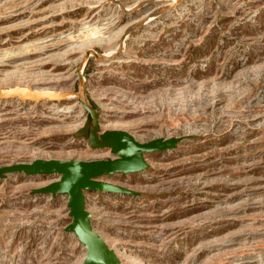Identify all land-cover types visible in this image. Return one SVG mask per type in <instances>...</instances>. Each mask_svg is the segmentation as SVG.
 I'll list each match as a JSON object with an SVG mask.
<instances>
[{"label": "rangeland", "instance_id": "rangeland-1", "mask_svg": "<svg viewBox=\"0 0 264 264\" xmlns=\"http://www.w3.org/2000/svg\"><path fill=\"white\" fill-rule=\"evenodd\" d=\"M45 60V61H44ZM0 169L38 158H119L74 137L154 139L139 171L86 191L118 264H264V0H0ZM84 99L86 103L84 102ZM56 175H0V264H83Z\"/></svg>", "mask_w": 264, "mask_h": 264}, {"label": "water", "instance_id": "water-1", "mask_svg": "<svg viewBox=\"0 0 264 264\" xmlns=\"http://www.w3.org/2000/svg\"><path fill=\"white\" fill-rule=\"evenodd\" d=\"M66 93L48 86L15 85L0 90V98L19 99L24 102H42L56 100ZM84 102L86 103L85 99ZM86 108L93 113L82 127L74 132V137H87L90 145L97 149L111 147L119 158L111 159H61L38 158L31 162H18L0 169V175L24 172L28 175H56V180L37 189L39 193L66 194L71 221L67 230L74 232L86 247L83 264H118L120 257L92 225L91 213L86 207V191H108L132 193L124 186L111 183L103 176L115 172L139 171L146 166L144 153L171 146L172 141L154 139L148 143H139L130 136L110 133L99 136L98 114L92 106Z\"/></svg>", "mask_w": 264, "mask_h": 264}, {"label": "bare ground", "instance_id": "bare-ground-1", "mask_svg": "<svg viewBox=\"0 0 264 264\" xmlns=\"http://www.w3.org/2000/svg\"><path fill=\"white\" fill-rule=\"evenodd\" d=\"M44 61H45V60H44ZM57 90H59V89H57ZM59 91H60V92H63V91H61V90H59ZM62 97H67V95H66V96L64 95V96H62ZM107 181H108V180H107ZM109 264H111V263H109Z\"/></svg>", "mask_w": 264, "mask_h": 264}]
</instances>
